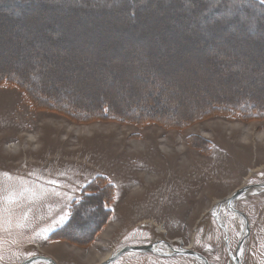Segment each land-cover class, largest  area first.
I'll use <instances>...</instances> for the list:
<instances>
[{
	"label": "rangeland",
	"instance_id": "374dc122",
	"mask_svg": "<svg viewBox=\"0 0 264 264\" xmlns=\"http://www.w3.org/2000/svg\"><path fill=\"white\" fill-rule=\"evenodd\" d=\"M208 2L40 0V8L3 7L0 12L21 11V21L34 14L26 30L20 21L9 27L0 19V71L22 72L25 55L33 54L26 75L31 84L40 89L47 72L46 91L69 103L105 100L120 110L137 102L142 108L154 97L188 118L206 101L236 102L252 89L264 92L258 12L249 8L247 19L239 5ZM81 113L36 106L19 87L0 83V264L35 256L88 264L83 257L92 250L105 254L162 240L191 246L209 264H231L210 211L237 189L264 184V112L217 109L177 127L99 114L83 120ZM29 133L40 143H31ZM140 137L146 147L137 154L128 144ZM119 140L126 146L111 145ZM10 142H20L16 151L6 149ZM257 190L235 205L251 222L241 264H264V190ZM64 214L68 221L58 223ZM220 217L234 253L242 224L224 208ZM113 264L200 263L128 253Z\"/></svg>",
	"mask_w": 264,
	"mask_h": 264
},
{
	"label": "trees",
	"instance_id": "16d2710c",
	"mask_svg": "<svg viewBox=\"0 0 264 264\" xmlns=\"http://www.w3.org/2000/svg\"><path fill=\"white\" fill-rule=\"evenodd\" d=\"M130 0H120V2L122 3H127ZM207 1H211L213 3L215 2H220L223 5H239L240 7H243L244 9L243 11V16L247 19H249L251 16V11H249L248 9L252 8L254 9L256 12H258L259 17L261 19L260 22H262L264 24V5L260 2H258L257 0H207ZM208 2V3H211ZM24 4H30V5H37L38 7L36 8H40V0H0V8L3 7H10V8H22L23 6H25ZM204 4L206 5L207 2H204ZM11 5V6H10ZM29 5V6H30ZM222 5V6H223ZM35 8V7H34ZM207 8V7H206ZM217 8H220V10H227L231 7H217V6H213V11L218 10ZM4 9V8H3ZM30 9L29 11H32V8H28ZM37 9H35L34 12H36ZM8 13V14H6ZM11 13V14H10ZM32 14H28L25 16L24 20L21 21L23 19V14L21 13V11H2L0 12V19H2V22H4L5 25L12 27L14 26L16 23H18V21H20L19 24H17L20 27H23L25 30L26 29H32V25L27 24L26 20L31 18ZM133 17V12H131ZM8 15H12L11 19ZM262 15V16H260ZM262 17V18H261ZM30 21V20H29ZM233 24V23H231ZM253 33H251L252 35ZM43 40H41L44 43H51L52 39L50 36H43V38H41ZM19 41H17L18 43ZM1 43V42H0ZM21 43V41L19 42ZM28 44V43H27ZM0 54H2L0 52ZM1 57V56H0ZM25 63L23 62V71L19 73V71H15V70H9V69H5L0 71V83L1 84H8V85H12V86H16L19 87L27 100H29L30 102H32L34 105L39 106V107H44L45 109L47 108H51L53 110L56 111H60L62 113H68L71 116H73L72 114L75 113L76 114H83L84 118L83 120H88L89 118L93 117V115H104V116H108L110 118H116L118 120H123V121H130L136 124H142L143 121L145 122H161V123H165V125H169L172 127H177L180 125H185V124H189L190 121H193L194 119H200L202 118L204 115H207L209 113H211L213 110H217V109H221L224 110L226 109L229 112H232L234 114H239L242 116L248 115L250 113L247 112H264V102H261L258 100V98H264V92L262 90L259 89L258 92L255 91V89H252L251 92H247L245 96H238L237 101H225L222 100L220 102H215V103H211L209 102H204L200 105H197L194 107V110L192 113L190 112H185L187 115H189V117L192 118H188L185 116H182L179 113H174L172 114L171 112H168L165 108H162L161 106H159V102H160V98H152L148 100L146 99L145 105L142 106V108L140 107L141 104L140 102H137L134 105H127V106H121V109L117 110L115 109L111 103L109 101H105L103 100L100 104L97 105H91V106H80L79 103L75 100L72 101V103H69L70 100L66 99L64 100V98H59L57 97V93L54 90V92L51 94H49L46 90H47V85L48 83H46L49 79L45 76H47L49 73H44L42 74V78H40V74L36 73L33 74V79L36 80L38 79L39 81L42 82V87L39 88H35L32 84L31 81L28 77H30L32 71H30L29 66L30 62H28V60H31V62L34 61V59L36 58L35 55L31 54V55H25ZM49 58H45L43 60V62L47 63V60ZM25 67V68H24ZM22 68V67H21ZM29 72V76L26 77L27 73ZM51 76H56V74L53 72L51 74ZM42 79V80H41ZM29 89V90H28ZM254 91V92H252ZM258 95V96H257ZM260 96V97H259ZM152 101V102H150ZM159 101V102H158ZM152 104L149 106H146L148 104ZM107 109V111L105 110V112H101L103 109ZM137 109H141L140 111H137ZM132 110V111H131ZM87 112L89 114H87ZM88 118V119H87ZM166 120H170L169 123L166 122ZM171 123V124H170ZM98 202V201H97ZM92 204V203H91ZM88 207H93V205H90ZM97 207V205H96ZM72 220V219H71ZM70 220V221H71ZM69 221V223H70ZM69 223L68 226L69 227ZM69 239V238H68Z\"/></svg>",
	"mask_w": 264,
	"mask_h": 264
},
{
	"label": "water",
	"instance_id": "95a60500",
	"mask_svg": "<svg viewBox=\"0 0 264 264\" xmlns=\"http://www.w3.org/2000/svg\"><path fill=\"white\" fill-rule=\"evenodd\" d=\"M251 188H258L259 191L264 190V184L258 185V186H247V187H242L240 189H237L234 191L230 196L216 202V205L212 208L210 211L212 217L214 218L217 226L221 229V231L224 234V243L226 246V250L228 252V258L229 262L231 264H241V254L244 250V245L249 239V224H248V219L245 216V214L238 209L235 208V204L239 199H241L244 195H247L249 190ZM257 190V191H258ZM222 208H225L226 210L230 211L236 218H238L241 221L242 224V231L240 232V236L242 238L238 242V247L232 253L229 250L228 247V232L224 227L223 222L221 221L219 215L220 211ZM162 246H166L167 248L171 249L173 255L177 256H182V257H190L196 259L200 264H209L207 259L189 249H185L180 247V249H172L170 246V243L168 241H161L155 244H150V245H141V246H122L118 248L116 251L113 253H110L109 256L104 260L101 261L99 264H112L114 263L117 259H119L122 255L126 253H136V254H146V253H151V254H164V251L161 249ZM35 263H41V264H55V262L48 257H43V256H35L32 258H29L20 264H35Z\"/></svg>",
	"mask_w": 264,
	"mask_h": 264
},
{
	"label": "bare ground",
	"instance_id": "6f19581e",
	"mask_svg": "<svg viewBox=\"0 0 264 264\" xmlns=\"http://www.w3.org/2000/svg\"><path fill=\"white\" fill-rule=\"evenodd\" d=\"M145 135V134H144ZM27 137L32 140L31 143H35L36 145L39 144V140H34L35 137L33 136V134H27ZM151 137V136H150ZM154 137V136H153ZM158 137V136H157ZM262 137V135H259L258 139H260ZM156 138V137H154ZM246 138V137H245ZM147 138L146 137H140L139 139H137L136 141H133L132 143L128 144V146L130 147V149H134V151H136L137 154H140L141 152H139L141 150V148L143 147V149L146 147L145 144H144V140H146ZM6 149L7 150H12V151H16L17 150V147L19 146L20 142H10V143H6ZM12 144V145H10ZM161 146L163 145L164 147H162L163 149H167V142L165 143H161ZM112 146H117V145H125V142L124 140H119V141H116L114 143L111 144ZM126 146V145H125ZM69 151V150H68ZM143 151V150H142ZM144 153V152H143ZM240 221V220H239ZM241 222V221H240ZM241 224V223H240ZM241 226V225H240ZM161 228V227H160ZM108 229H110V227H108L106 229V232L108 231ZM162 229V228H161ZM242 231V230H241ZM105 232V233H106ZM104 233V235H105ZM100 243V242H99ZM91 251V250H90ZM85 254V253H84ZM110 253H105V254H99L97 253L96 251L92 250L91 252L85 254V256L83 257V259L86 261V263L88 264H97V263H100L101 261H104L108 256H109Z\"/></svg>",
	"mask_w": 264,
	"mask_h": 264
},
{
	"label": "snow or ice",
	"instance_id": "6c2138e0",
	"mask_svg": "<svg viewBox=\"0 0 264 264\" xmlns=\"http://www.w3.org/2000/svg\"><path fill=\"white\" fill-rule=\"evenodd\" d=\"M68 221V215L64 214L60 216L58 223H66Z\"/></svg>",
	"mask_w": 264,
	"mask_h": 264
},
{
	"label": "crops",
	"instance_id": "0c3cea01",
	"mask_svg": "<svg viewBox=\"0 0 264 264\" xmlns=\"http://www.w3.org/2000/svg\"><path fill=\"white\" fill-rule=\"evenodd\" d=\"M240 210V209H239ZM241 212L245 213L243 210H240ZM250 225H251V222L249 221Z\"/></svg>",
	"mask_w": 264,
	"mask_h": 264
}]
</instances>
